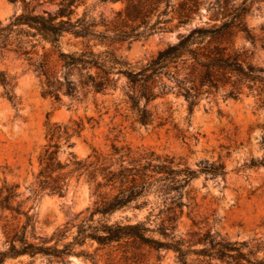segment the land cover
Instances as JSON below:
<instances>
[{"label":"trees","instance_id":"16d2710c","mask_svg":"<svg viewBox=\"0 0 264 264\" xmlns=\"http://www.w3.org/2000/svg\"><path fill=\"white\" fill-rule=\"evenodd\" d=\"M20 1L24 4V0ZM110 1H122L125 5L116 14L117 24L111 37L94 32L95 24L86 23L83 18L73 21L71 0H62L53 15H33V11H29L27 4H24L20 15L4 27L0 24V59L8 53L23 57L29 67L44 79L41 95L53 98L55 102H60V93L77 101L87 93L105 94L108 90H115L117 80L112 76V69L117 66L115 74L123 76L126 81L122 88L125 103L133 112L136 122L142 126L151 125L154 121L147 108L149 103L169 93L182 97L188 114H192L203 95L221 91L225 99L237 101L246 88L249 94H255L259 108L264 110V68L250 64L246 52L235 49L232 42L238 29L245 33L244 39L253 43L255 39L245 30L242 15L230 12L220 3L213 5L214 15L210 19L213 24L195 27L186 34L178 35L175 44L168 45L148 64L135 71L123 69L127 64H123L112 50L106 53L112 64H101V54L95 53L87 45L86 50L77 57L62 53L59 40L64 35L101 45L136 39L141 35L137 29L145 26L147 18L158 12L160 5L169 7V0ZM203 2L180 0L173 5L172 13L177 19L174 28L190 25ZM20 26L46 39L51 50L32 61V55L36 54L28 48L35 46L23 37H33L34 34H16L15 30ZM13 35L16 38L12 40ZM261 48L264 50V38L261 39ZM53 55L60 62V71H56L58 64L51 61ZM15 85V77L0 71V88L13 106ZM164 124L160 122L158 126ZM46 126L47 143L37 158L38 170L29 187V196L25 200H18L20 194L17 193V185L3 182L0 186V212H8L12 220L24 218L20 227L9 228L7 223L2 226L5 241L0 250V264L24 256H39L47 262L59 264H69V258L75 257L90 264H99L102 261V256L98 255L100 250L128 246L135 251L146 248L156 253L171 252L176 264H191L190 256L195 258L194 262L201 259L215 264H264L263 244L255 240L232 242L212 229L208 217L200 221L192 217V202L189 201H193V198L185 190L199 175L223 180L226 173L222 163L200 161L197 170H191L168 155H158L151 150L132 151L128 147L115 145L111 146L108 156L92 151L86 158L79 159L69 152L67 158L61 161L60 153L72 146L71 139L79 136L82 123L47 122ZM258 165L264 167L263 162L254 164L251 160L249 167ZM80 179L91 187L94 202L91 208L86 209V215L73 226L75 232L70 240L63 242L66 239L65 231L54 233L49 239L34 237L33 220L29 214L32 206L25 210L24 205L34 203L43 195L64 197L72 181L78 182ZM149 194L165 196V201H168L153 215L152 220H149L151 211L145 222L109 223V218L116 212L147 207L150 204L147 200ZM184 196L186 202L183 201ZM184 208L188 210L185 216L191 221V228L185 235H179L177 227ZM86 243L90 246L96 244L97 247L92 252L81 249ZM141 257L139 252L129 253L125 250L118 256L110 250L106 253L104 264H144L140 261Z\"/></svg>","mask_w":264,"mask_h":264},{"label":"rangeland","instance_id":"374dc122","mask_svg":"<svg viewBox=\"0 0 264 264\" xmlns=\"http://www.w3.org/2000/svg\"><path fill=\"white\" fill-rule=\"evenodd\" d=\"M61 1L24 0V4H27L29 11H33V15H53ZM71 1L73 21L83 18L86 23L95 24L94 32L113 36L111 32L117 24L116 14L125 6L122 1ZM179 1L169 0L167 8L164 4L160 5L158 12L147 18L145 26L141 25L137 29L141 35L136 39L101 45L64 35L59 40L60 50L77 57L86 50L87 45L95 53L101 54V64H112L106 56L112 50L123 64H127L123 69L135 71L148 64L168 45L175 44L178 35L186 34L195 27L213 24L210 22L214 15L213 5L220 3L230 12L242 15L245 30L255 39L254 43L244 39L245 33L238 29L232 40L234 48L243 49L250 64L264 68V50L261 48V39L264 38V0H204L190 25L176 29L177 19L171 7ZM24 4L20 0L15 4L0 0L1 26L8 25L20 15ZM162 11L165 13L162 14ZM172 18L173 21L167 23ZM15 31L22 35L34 34L33 30L25 26ZM15 38L13 35L12 40ZM23 38L35 46L33 49L28 48L36 54L32 55V61L51 50L48 41L38 34ZM56 60L55 55L51 56V61L58 64L56 71H60V62ZM117 70V66L112 69V76L117 80L115 90H108L105 94L87 93L77 101L60 93V102H55L53 98L41 95L44 79L29 67L23 57L5 54L0 59V71L15 77L16 85L13 88L14 106L6 100L0 88V186L3 182L17 185V193L20 194L18 200H25L38 170L37 158L47 143L46 123L80 122L83 128L79 136L72 137V146L60 153L61 161L67 158L69 152L79 159L86 158L92 151L108 156L111 146L115 145L128 147L132 151L151 150L158 155H168L191 170H197L200 161L222 163L226 173L223 180L199 175L185 190L193 198V201H189L192 202V217L196 221L208 217L212 229L232 242L255 240L264 245V167H249L251 160L254 164L264 163V110L259 108L255 94H249L244 88L237 101L225 99L221 91L203 95L192 114H188L183 98L169 93L149 103L147 108L154 121L151 125L142 126L136 122L133 112L125 103L122 88L126 81L123 76L115 74ZM74 78H77L76 75ZM160 122L165 124L159 127ZM165 199V196L149 194L147 200L150 204L147 207L116 212L109 218V223L145 222L151 211L149 220H152L153 215L168 202ZM183 201L186 202L185 196ZM93 202L91 187L84 179H80L78 182L72 181L64 197L43 195L34 203L27 202L24 208L26 210L32 206L29 214L33 220L34 237L49 239L54 233L65 231L66 239L63 242H66L75 232L73 226L86 215V209L91 208ZM187 211L184 208L178 224L179 235H185L191 228V221L185 216ZM5 223L9 228L20 227L24 218L12 220L8 212H0V250L5 241L2 229ZM96 247V244L90 246L86 243L81 249L92 252ZM110 250L118 256L125 250L129 253L139 252L142 256L140 261L144 264H176L171 252L156 253L146 248L135 251L129 246L100 250L98 255L102 256V261L99 264H104L106 253ZM69 260V264H90L81 258L70 257ZM189 261L191 264H215L201 259L194 262L193 256L189 257ZM6 264L59 263L47 262L39 256H24L8 260Z\"/></svg>","mask_w":264,"mask_h":264}]
</instances>
